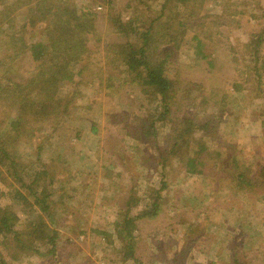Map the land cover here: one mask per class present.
Returning a JSON list of instances; mask_svg holds the SVG:
<instances>
[{
	"label": "trees",
	"instance_id": "obj_1",
	"mask_svg": "<svg viewBox=\"0 0 264 264\" xmlns=\"http://www.w3.org/2000/svg\"><path fill=\"white\" fill-rule=\"evenodd\" d=\"M86 1L87 7L81 9L76 0H0V106L16 111L10 128L0 131V166L29 191L41 211L27 219L24 230H18L17 215L8 214L0 205V235L13 233L16 247L30 256L37 255L44 261L42 264H77L74 260L79 252L76 243L54 226L47 189L39 190L46 168L38 171L41 160H30L20 143H32L46 127L58 130L70 110L78 108V97H84L82 85L132 92L135 99L127 112H122L132 122L123 131L138 139L153 140L160 150L153 160L161 169L159 185L132 187L126 204L135 213L115 222L117 236L123 243L121 251L140 262L138 238L154 236L177 241L171 238L174 217L168 210L174 200L165 179L169 164L175 163V169L185 175H203L208 163L204 155L209 153L213 158L208 140L218 138L222 120L217 113L206 114L198 109L215 96L208 95L205 80L188 73L202 63L216 66L215 56L222 54V46L230 41L221 25L225 30L241 26V11L237 8L241 0H120L121 5L110 14L127 40L108 41L98 28V11L93 9L98 0ZM105 1L115 6L117 0ZM208 2L221 5V13L205 12ZM261 9L258 16L263 17L264 6ZM14 14H24L28 20L8 32L4 25ZM28 23H47L39 40H25ZM170 35L173 37L168 42ZM169 43L188 46L195 60L180 63L169 73V58L174 54V49L166 47ZM227 46L230 51L233 49L232 45ZM243 48L248 57L244 56L245 69H239L244 76L242 82L250 83L256 89L255 97L264 100V25L250 35ZM26 54L30 55V67L22 62ZM23 70L26 76L20 72ZM68 85L76 87L68 91ZM234 88L241 90L236 83ZM157 121L169 124L171 135L166 138V150L159 144ZM221 163L230 167L232 197L240 193L264 196V163L259 156L235 154ZM140 190L142 195H138ZM233 255L236 264H241L239 253L234 251ZM0 264L10 263L0 254Z\"/></svg>",
	"mask_w": 264,
	"mask_h": 264
},
{
	"label": "rangeland",
	"instance_id": "obj_2",
	"mask_svg": "<svg viewBox=\"0 0 264 264\" xmlns=\"http://www.w3.org/2000/svg\"><path fill=\"white\" fill-rule=\"evenodd\" d=\"M76 1L79 8L87 7L86 0ZM120 2L117 0L115 6H111L105 0H98L93 5L98 11V28L104 33V40H127L110 14ZM98 6L102 9L98 10ZM262 6L264 0H241L237 6L241 11V26L225 30L221 25L230 41L222 46L225 51L215 56L216 66L202 63L193 72L187 71L189 76L205 80L208 95L215 96L213 101L201 104L198 111L217 113L222 122L216 134L218 138L208 140L213 158L209 153L204 155L208 163L203 175H185L177 167L175 169V163H170L166 169L168 193L174 197L168 205L174 217L171 238L177 241L154 236L138 238L140 262L121 251L123 243L117 236L115 222L128 213H135L126 204L132 187L143 188L145 183L159 185L161 169L153 160L160 152L153 140L138 139L123 131V127L132 122L122 115L135 99L132 92L108 90L97 84L82 85L84 97H78L75 102L78 108L70 110L58 130L46 127L32 143L24 140L20 143L30 160L38 157L41 160L37 170H47L39 190L46 188L50 194L52 208L49 211L54 226L76 243L79 254L75 263L236 264L233 255L236 251L241 264H264V196L240 193L232 197L230 167L221 163L235 154L259 156L264 163V100L255 97L256 89L250 83L242 82L244 76L241 77L239 71L245 69L244 43L264 25V16H258ZM221 11L218 3L205 5V12ZM24 17V14L18 17L14 14L4 26L8 32H13L28 20ZM46 24L28 23L25 40L28 43L39 40ZM227 44L233 46L231 51ZM166 47L174 49L169 58V73L180 63L189 64L195 60L193 50L186 45L177 47L169 43ZM22 62L30 67V55L26 54ZM101 62L103 64V60ZM20 72L26 76V71ZM235 83L241 90L234 88ZM245 85L248 88L244 89ZM75 87L68 85L66 88L73 91ZM15 117L14 109L0 106V131L8 130ZM155 125L161 149L166 150V138L171 135L169 124L157 121ZM138 195H142L141 190ZM0 205L8 214L17 215L18 230L25 229L27 219L33 214L41 213L29 191L15 183L2 166ZM44 216L48 219L47 212ZM157 250L158 254H154ZM22 253L16 247L13 233L0 235V254L10 264H42L43 260L37 255Z\"/></svg>",
	"mask_w": 264,
	"mask_h": 264
},
{
	"label": "built area",
	"instance_id": "obj_3",
	"mask_svg": "<svg viewBox=\"0 0 264 264\" xmlns=\"http://www.w3.org/2000/svg\"><path fill=\"white\" fill-rule=\"evenodd\" d=\"M98 10H101L102 9V6H98L97 7ZM84 236L81 237V239L83 240Z\"/></svg>",
	"mask_w": 264,
	"mask_h": 264
}]
</instances>
